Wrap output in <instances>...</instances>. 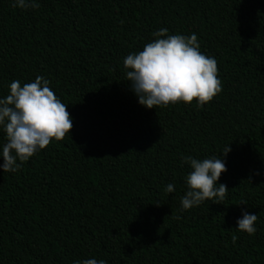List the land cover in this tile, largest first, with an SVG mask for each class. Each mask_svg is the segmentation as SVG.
Masks as SVG:
<instances>
[{
  "label": "trees",
  "instance_id": "16d2710c",
  "mask_svg": "<svg viewBox=\"0 0 264 264\" xmlns=\"http://www.w3.org/2000/svg\"><path fill=\"white\" fill-rule=\"evenodd\" d=\"M37 2L0 0V99L44 77L73 127L0 168V264H264V0ZM162 28L216 59L222 91L203 107L147 109L131 91L123 60ZM219 156L222 205L181 210L182 157ZM244 212L254 235L236 229Z\"/></svg>",
  "mask_w": 264,
  "mask_h": 264
},
{
  "label": "clouds",
  "instance_id": "9594fccd",
  "mask_svg": "<svg viewBox=\"0 0 264 264\" xmlns=\"http://www.w3.org/2000/svg\"><path fill=\"white\" fill-rule=\"evenodd\" d=\"M12 6L21 10L37 9V0H12ZM155 39L138 53L127 55L123 60L126 81L131 82V91L138 103L147 109L168 107L170 104L196 101L203 107L222 91L218 78V66L214 57L200 51L195 33L190 36L168 35L166 28L152 34ZM50 81L37 76L34 82L21 86L19 80L9 85V94L0 99V128L6 134L0 165L4 173L16 172L37 152L50 143L62 141L70 134L73 121L63 103L53 90ZM231 151L227 146L223 156ZM191 171L185 177L186 193L181 197V210H190L205 201L222 205L228 188L217 184L221 174L227 171L225 161L219 157H182ZM19 161V163L17 162ZM169 183L166 193L174 192ZM240 205H246L241 201ZM256 214L244 212L237 221V231L254 235ZM237 237H232L235 244ZM76 264H106L104 260L85 259Z\"/></svg>",
  "mask_w": 264,
  "mask_h": 264
}]
</instances>
